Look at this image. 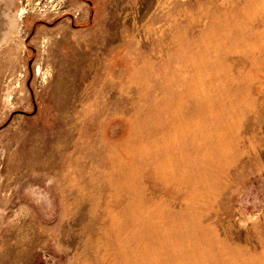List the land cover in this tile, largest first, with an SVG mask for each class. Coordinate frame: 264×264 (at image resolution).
<instances>
[{
  "label": "rangeland",
  "instance_id": "1",
  "mask_svg": "<svg viewBox=\"0 0 264 264\" xmlns=\"http://www.w3.org/2000/svg\"><path fill=\"white\" fill-rule=\"evenodd\" d=\"M0 264H264V0H0Z\"/></svg>",
  "mask_w": 264,
  "mask_h": 264
}]
</instances>
